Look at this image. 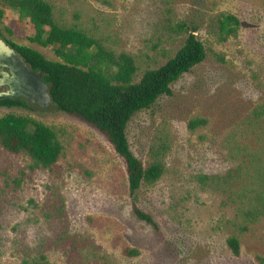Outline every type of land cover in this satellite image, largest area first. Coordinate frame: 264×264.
<instances>
[{
	"label": "rangeland",
	"instance_id": "374dc122",
	"mask_svg": "<svg viewBox=\"0 0 264 264\" xmlns=\"http://www.w3.org/2000/svg\"><path fill=\"white\" fill-rule=\"evenodd\" d=\"M49 1L68 22L80 13L81 24L111 36L142 69L162 66L181 49L188 34L171 29L180 21L197 29L207 58L171 86L172 96L160 98L128 126L131 150L143 163L159 129H171L166 173L137 193L138 207L153 224L135 215L124 187V163L99 131L54 105L0 108V118L26 116L90 140L93 145L82 157L95 174L87 181L63 163L59 175L32 173L27 158L0 148V264H25L39 255L51 264H257L255 255L264 257V217L243 234L235 224L236 192L249 181L248 153L264 143V116L253 115L264 104V88L258 86H264V0ZM4 11L3 28L19 20L18 12ZM220 13L241 22L237 37L226 45L216 40ZM20 34L32 36L30 25ZM4 35L57 60L52 47ZM197 117L207 118L209 126L191 134L188 124ZM236 233L239 257L227 244ZM119 237L141 255L125 257Z\"/></svg>",
	"mask_w": 264,
	"mask_h": 264
},
{
	"label": "trees",
	"instance_id": "16d2710c",
	"mask_svg": "<svg viewBox=\"0 0 264 264\" xmlns=\"http://www.w3.org/2000/svg\"><path fill=\"white\" fill-rule=\"evenodd\" d=\"M104 2L111 4L109 0ZM6 9L18 12L19 20L3 28ZM81 19L80 13L75 14L73 22L59 17L49 0H0V35L32 70L44 73V81L50 85L58 111L85 121L108 140L126 168L124 187L133 200L135 215L153 224L152 218L138 207L137 193L143 186L157 184L166 173L167 157L172 148L171 129L168 125L159 129L143 163L131 150L128 126L138 113L153 108L160 98L172 96L171 86L206 60V48L195 35L197 29L180 21L171 25V29L177 34H188L181 49L162 66L142 69L131 53L114 46L111 36L93 32L81 24ZM25 23L30 25L32 36L20 34ZM216 27L217 42L226 45L237 37L241 22L233 14L220 13ZM4 32L44 48L52 47L57 60H50L32 47L7 39ZM213 54L225 62L222 55ZM258 86L264 88L259 82ZM2 107L32 109L21 98L1 100ZM253 115L256 118L264 116V104L258 105ZM208 126L207 118L197 117L190 120L188 130L196 134L198 129ZM92 145L88 139H76L65 130L51 128L26 116L9 114L0 118V148L10 155L27 158L32 173L48 171L59 175L63 163L68 171L77 172L90 181L95 174L82 156ZM248 155L246 174L249 181L236 192L235 226L240 234L247 233L250 226L264 217V143ZM118 241L125 257L141 255L138 249L122 242L121 237ZM227 244L235 257L241 255L239 234L229 237ZM254 259L257 264H264L263 256L255 255ZM25 264L51 263L45 255H39Z\"/></svg>",
	"mask_w": 264,
	"mask_h": 264
},
{
	"label": "water",
	"instance_id": "95a60500",
	"mask_svg": "<svg viewBox=\"0 0 264 264\" xmlns=\"http://www.w3.org/2000/svg\"><path fill=\"white\" fill-rule=\"evenodd\" d=\"M8 68L10 72L3 69ZM44 73L34 71L0 35V101L26 98L30 103L44 109L55 105L50 85L44 81Z\"/></svg>",
	"mask_w": 264,
	"mask_h": 264
},
{
	"label": "flooded vegetation",
	"instance_id": "af4514ba",
	"mask_svg": "<svg viewBox=\"0 0 264 264\" xmlns=\"http://www.w3.org/2000/svg\"><path fill=\"white\" fill-rule=\"evenodd\" d=\"M6 41V40H5ZM4 71H6V72H10V70L8 69V68H4L3 69ZM6 89H8L7 87H4V88H1L0 90H6ZM21 99H24L25 101H26V104L28 105V107L29 108H33V107H39L37 104H32V103H30L26 98H24V97H20ZM17 99H19V98H17ZM40 108V107H39ZM42 109V108H41Z\"/></svg>",
	"mask_w": 264,
	"mask_h": 264
}]
</instances>
